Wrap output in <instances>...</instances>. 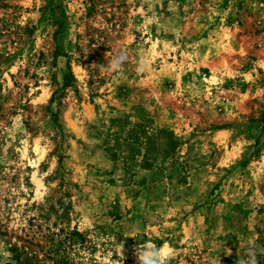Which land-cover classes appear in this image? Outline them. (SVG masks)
I'll return each mask as SVG.
<instances>
[{
  "label": "rangeland",
  "instance_id": "obj_1",
  "mask_svg": "<svg viewBox=\"0 0 264 264\" xmlns=\"http://www.w3.org/2000/svg\"><path fill=\"white\" fill-rule=\"evenodd\" d=\"M150 241L264 264V0H0V264Z\"/></svg>",
  "mask_w": 264,
  "mask_h": 264
},
{
  "label": "clouds",
  "instance_id": "obj_2",
  "mask_svg": "<svg viewBox=\"0 0 264 264\" xmlns=\"http://www.w3.org/2000/svg\"><path fill=\"white\" fill-rule=\"evenodd\" d=\"M127 60V54L124 50H118L109 60L105 67L106 71H118L120 70L125 61ZM145 70V62L143 58L138 62L137 71L142 72ZM122 243L119 244V251L121 253ZM174 249L171 246H158L154 241L145 242L143 244H139L136 247L135 254L138 259V264H167L168 259L173 254ZM241 264H245L244 261ZM247 264H256L254 254L251 255L250 260Z\"/></svg>",
  "mask_w": 264,
  "mask_h": 264
}]
</instances>
